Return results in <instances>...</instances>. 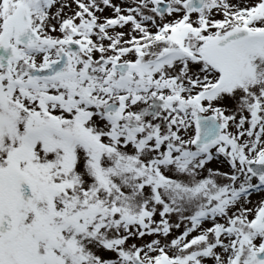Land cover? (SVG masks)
I'll return each instance as SVG.
<instances>
[{"label":"snow or ice","instance_id":"6c2138e0","mask_svg":"<svg viewBox=\"0 0 264 264\" xmlns=\"http://www.w3.org/2000/svg\"><path fill=\"white\" fill-rule=\"evenodd\" d=\"M0 264H264V0H0Z\"/></svg>","mask_w":264,"mask_h":264}]
</instances>
